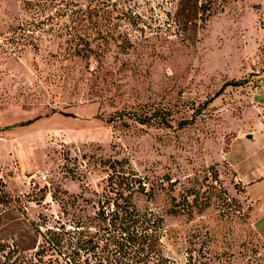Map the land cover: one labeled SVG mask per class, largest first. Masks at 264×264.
<instances>
[{"label":"rangeland","instance_id":"rangeland-1","mask_svg":"<svg viewBox=\"0 0 264 264\" xmlns=\"http://www.w3.org/2000/svg\"><path fill=\"white\" fill-rule=\"evenodd\" d=\"M24 4L0 0V264H44L40 230L95 213L109 157H128L155 188L139 203L164 215L175 264H264V198L226 157L238 135L260 152L264 0H227L186 30L167 13L171 0H105L111 32L90 30L86 56L67 33L21 38L17 27L34 18ZM120 110L131 113L108 120ZM146 112L149 121L134 118ZM243 154L238 142L230 157L246 172Z\"/></svg>","mask_w":264,"mask_h":264},{"label":"trees","instance_id":"trees-1","mask_svg":"<svg viewBox=\"0 0 264 264\" xmlns=\"http://www.w3.org/2000/svg\"><path fill=\"white\" fill-rule=\"evenodd\" d=\"M226 1L171 0L175 2V9H168L167 13L178 27L186 30L193 24H206ZM104 3L105 0H25L24 7L34 18L20 24L17 31L21 38H27L31 31L41 28L56 30L60 36L67 33L66 41L71 52L86 56L94 50L86 36L90 30L102 32L103 26H107L108 32H111V25L102 22L103 17L112 13L109 4ZM129 11L131 14L134 12L133 9L124 8L123 13ZM132 21H136L135 18ZM44 23L50 25L45 27ZM237 81H226L221 89ZM125 113L131 112L117 111L108 120L124 116ZM134 118L147 122L152 118V113H139ZM32 120L34 118L22 123ZM191 122L193 118H186L179 120L178 124L181 127ZM103 162L108 172L103 191H96L98 207L95 213L87 215L86 219L78 217L70 228L61 223L56 228L40 230L42 239L37 244L40 259L44 264H175L163 242L164 215L151 206H141L139 203L142 196L151 197L155 188L147 187V181L128 157H109ZM172 212L178 210L173 208ZM4 248L5 243L0 241V250ZM47 250L54 252L44 259ZM0 260L4 261L2 257Z\"/></svg>","mask_w":264,"mask_h":264},{"label":"crops","instance_id":"crops-1","mask_svg":"<svg viewBox=\"0 0 264 264\" xmlns=\"http://www.w3.org/2000/svg\"><path fill=\"white\" fill-rule=\"evenodd\" d=\"M264 112L260 106V138H257V134L253 137L254 141H259L260 143V152L258 154H254L252 152H248L247 150V142L251 141V137H243L238 135L233 138L232 143L230 145L229 150L226 152L227 159L230 164L234 168L237 174L238 180L240 179L247 188V192L252 198L256 200L264 198ZM252 138V139H253ZM240 142L245 148V154L241 158V161L249 164V170L246 172H242L238 162L232 160L230 157L233 149L236 144ZM260 153V154H259ZM261 238L264 240V236L260 233Z\"/></svg>","mask_w":264,"mask_h":264},{"label":"water","instance_id":"water-1","mask_svg":"<svg viewBox=\"0 0 264 264\" xmlns=\"http://www.w3.org/2000/svg\"><path fill=\"white\" fill-rule=\"evenodd\" d=\"M249 137H251V135H249Z\"/></svg>","mask_w":264,"mask_h":264}]
</instances>
